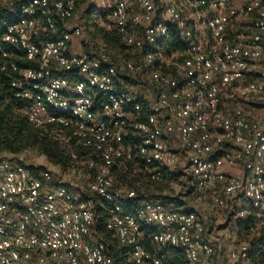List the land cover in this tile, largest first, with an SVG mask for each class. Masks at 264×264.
Returning <instances> with one entry per match:
<instances>
[{"label": "built area", "instance_id": "built-area-1", "mask_svg": "<svg viewBox=\"0 0 264 264\" xmlns=\"http://www.w3.org/2000/svg\"><path fill=\"white\" fill-rule=\"evenodd\" d=\"M99 1V26L136 60L72 51L71 35L83 38L70 23L78 0H0V74L11 76L13 104L73 160L36 177L0 157V264H113L96 201L129 264H163L160 251L172 247L185 264H249L243 243L216 261L196 212L152 200L125 210L135 191L114 170L137 161L158 182L184 156L215 206L235 201L238 218L264 213V116L243 107L264 98V0ZM170 42L178 47L167 52ZM128 78L151 94L133 93Z\"/></svg>", "mask_w": 264, "mask_h": 264}, {"label": "trees", "instance_id": "trees-1", "mask_svg": "<svg viewBox=\"0 0 264 264\" xmlns=\"http://www.w3.org/2000/svg\"><path fill=\"white\" fill-rule=\"evenodd\" d=\"M2 11H5V9L0 7V12ZM100 30L104 42H106L107 46L109 45L112 51H114L112 59L119 58L120 55H118V52L122 51V46L124 47V44L119 40L117 33L106 31L101 27ZM85 42V52L100 48V46H95L91 43L93 42L92 39H89V42ZM102 47L105 48L106 46L102 45ZM177 47L178 45L172 42L168 46L167 52H171ZM136 58L137 56L132 59L136 60ZM18 63L21 67H26L31 64L24 60H20ZM143 74V72L140 73V75ZM140 75L139 77H141ZM10 79L11 76L0 74V153L9 152L17 154L29 146H35L43 152L53 164L60 167L62 170H67L73 164V160L68 155L65 148L57 140L49 136L43 129L37 127L34 129L33 125L29 124L22 115H18L14 112L16 108L11 98L13 91L10 87ZM127 82L132 87L136 86L144 88V85H138L139 79L128 78ZM131 91L138 96L144 95L143 93H140V89L133 88ZM4 95L9 99L6 103H2L1 101ZM127 142L130 143L129 141ZM25 167L36 177H40V174L43 171V168L41 167ZM142 167L143 166L140 162L125 161L114 170L121 184V188L135 191V197L127 198L123 202L125 210L130 211V209L141 200H152L167 208L183 212H195L194 210L185 209L188 205L179 201L177 197H170L160 192L163 189L161 186L157 187V185L159 186L165 181L166 175L168 176V173L166 172L168 171L165 172L162 181L155 182L149 179L146 172L142 173L140 170ZM185 185L187 186V194H195L196 192H199L195 188L192 177L185 181ZM96 205L98 210L96 223L97 232L110 246L113 264H129L130 250L127 247L119 246L115 238L112 237V232L107 231L104 228L106 219L105 205H103L101 201H96ZM228 209L231 210V212L227 214L223 227H228V224H231L237 242L247 244L248 260L250 264H264V224L257 226L256 218L253 215H248L244 218L236 217L235 201H233L231 207H228ZM141 229H143L146 236L153 231V227L151 226H142ZM143 245L150 250L156 248L149 240H147V238L143 241ZM160 253L163 256V264H185V257L182 251L176 247L161 250Z\"/></svg>", "mask_w": 264, "mask_h": 264}, {"label": "rangeland", "instance_id": "rangeland-1", "mask_svg": "<svg viewBox=\"0 0 264 264\" xmlns=\"http://www.w3.org/2000/svg\"><path fill=\"white\" fill-rule=\"evenodd\" d=\"M99 12V0H78L75 14L70 23L71 25L78 26L82 29L83 38L80 39V37L76 34L71 35L73 52H82L80 43L83 45L86 43L83 39H86L88 42L89 39H92L93 42L91 43L95 46L102 47V45H105V48H110L109 45L107 46V43L104 42L102 37L99 26L100 23L97 18ZM118 53V55H120L122 58L131 59L137 55L138 51L133 48L122 46V51ZM165 70L166 72L173 73V69L171 67ZM133 88L140 89V93H143L146 96L151 94V88L147 84L144 85V88L135 86L130 90H133ZM1 101L2 103H6L9 101V99L4 95ZM243 107L252 116H264V98L261 99L259 103L246 105ZM14 112L18 115H21L16 109ZM33 128L35 129L36 127L33 126ZM0 156L10 158L12 161L21 163L25 166L41 167L43 168L42 170H57V166L53 164L49 158L35 146H29L17 154L2 152L0 153ZM187 164L188 163L186 162L184 156H180V159L177 163L168 167L167 169H164L165 172L168 171L166 172L168 173V176L166 175L165 181L159 186L157 185V187H162L163 190L160 192H162L164 195L177 197L179 201L187 204L188 207L185 209L194 210L196 212L204 226L206 235L210 236L209 239L212 244H215L216 246L218 245L220 248V251L216 249V255L214 256L216 261L220 262L226 257L228 253V246H232L231 244L237 243L236 237L230 233L228 227H223L228 214V206H215L210 199V191L212 189L209 188L202 192H196L195 194L186 193L187 186L185 185V181L188 178H191ZM140 170L142 173H145L143 168ZM254 217L256 218L257 226L264 224V213L261 214V216Z\"/></svg>", "mask_w": 264, "mask_h": 264}, {"label": "crops", "instance_id": "crops-1", "mask_svg": "<svg viewBox=\"0 0 264 264\" xmlns=\"http://www.w3.org/2000/svg\"><path fill=\"white\" fill-rule=\"evenodd\" d=\"M80 42H81V41H80ZM80 45H81V50H82V51H86V46L83 45V44H81V43H80ZM235 172H237V173H241V168H239V169H235ZM230 212H231V210L228 209V214H229ZM228 229H229L230 233H231L232 235L235 236L234 232L232 231L231 224H228ZM205 235H206V232H205ZM206 237H207V238H210V236H207V235H206ZM235 237H236V236H235ZM236 241H237V240H236ZM239 243H240V242H237L236 244H231L232 246H228V251L231 250V249H233V248H236V247L239 245ZM240 244H241V243H240ZM213 246H214V251H215V255H216V249H217L218 251H220V248L218 247V245L216 246L215 244H213ZM215 259H216V258H215Z\"/></svg>", "mask_w": 264, "mask_h": 264}]
</instances>
